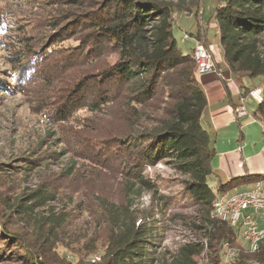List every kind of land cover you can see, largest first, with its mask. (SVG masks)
Listing matches in <instances>:
<instances>
[{
	"label": "trees",
	"instance_id": "16d2710c",
	"mask_svg": "<svg viewBox=\"0 0 264 264\" xmlns=\"http://www.w3.org/2000/svg\"><path fill=\"white\" fill-rule=\"evenodd\" d=\"M202 2L38 0L35 33L0 7V104L20 94L46 125L0 160V264H264V238L251 251L211 216L218 195L264 173L243 163L209 184L207 99L192 47L173 32L177 14H194L189 36L211 53ZM209 12L242 96L260 88L251 115L264 133V0H215ZM158 162L179 175L193 214L169 212L174 196L146 170ZM177 222L185 238L165 244Z\"/></svg>",
	"mask_w": 264,
	"mask_h": 264
},
{
	"label": "rangeland",
	"instance_id": "374dc122",
	"mask_svg": "<svg viewBox=\"0 0 264 264\" xmlns=\"http://www.w3.org/2000/svg\"><path fill=\"white\" fill-rule=\"evenodd\" d=\"M214 2L215 0H203L202 7H199L198 9H201L202 11V14L200 13L199 17L205 27L208 41L218 44L219 41L214 26V20L209 18V8ZM0 7L5 8L8 14L7 16L9 17H13L14 14L19 13L21 18L20 20L27 24L26 27H31L30 33L38 31V14L40 13L38 10V0H0ZM176 22V26H174L173 29L174 36L176 37L178 45L181 47L183 52H186L188 51L190 45L195 42L189 36V33L194 34L197 31L198 19L194 16V14H177ZM185 34L188 35V38H184V40H182ZM70 42L72 41H64L65 44ZM7 57L8 51H5L1 47L0 70L7 67ZM114 58V56H111L108 60H114ZM255 104L256 101L247 96L245 98L244 108L250 113ZM79 113L81 115L86 114L84 110L79 111ZM45 127L44 118H39L38 115L30 112L22 95L17 94L15 96L5 98L4 102L0 104V160H6L10 154L14 153L20 146V139H23V137L25 138L26 134L32 130H40ZM210 145H213L212 139ZM146 170L151 175L158 178L160 188L163 191L174 196L176 202L169 208L170 213L179 212L187 215L194 213L196 205H193L188 201L183 190V185L179 181V175H177L173 169L161 162H158L153 166H148ZM223 177V172L216 170V172L214 171V176L211 175L208 178L209 184L215 187L224 181ZM259 181L264 182V180ZM252 183L254 182H241L231 188L228 192L230 194L243 192ZM142 202L146 204L147 196L142 198ZM177 224L178 225L172 226L165 232V244L173 245L175 242L185 238V234H187L186 230L179 222H177ZM239 240L243 245L245 244L241 238Z\"/></svg>",
	"mask_w": 264,
	"mask_h": 264
},
{
	"label": "crops",
	"instance_id": "0c3cea01",
	"mask_svg": "<svg viewBox=\"0 0 264 264\" xmlns=\"http://www.w3.org/2000/svg\"><path fill=\"white\" fill-rule=\"evenodd\" d=\"M209 43L213 71L197 74L196 78L207 99L202 119L211 134V146L217 152L212 161V175L220 170L226 181L243 173V163L249 172L264 173L262 124L247 110L244 115L236 113L237 107H244L247 97L241 94L243 82L225 65L219 43Z\"/></svg>",
	"mask_w": 264,
	"mask_h": 264
},
{
	"label": "built area",
	"instance_id": "2783aa9c",
	"mask_svg": "<svg viewBox=\"0 0 264 264\" xmlns=\"http://www.w3.org/2000/svg\"><path fill=\"white\" fill-rule=\"evenodd\" d=\"M184 38H188V35L185 34L182 40ZM191 56L197 74L213 71L211 53L199 41L194 42ZM247 96L256 101L260 100V88L251 89ZM235 111L239 115L246 114L242 105ZM211 216L236 227L247 247L251 251L258 250L259 243L264 238V182L256 180L243 192H225L218 195L212 202ZM232 255L233 252L226 249L225 257L230 258Z\"/></svg>",
	"mask_w": 264,
	"mask_h": 264
}]
</instances>
